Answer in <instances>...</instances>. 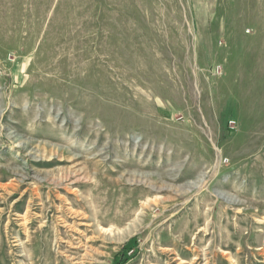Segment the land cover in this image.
<instances>
[{"label": "rangeland", "instance_id": "obj_1", "mask_svg": "<svg viewBox=\"0 0 264 264\" xmlns=\"http://www.w3.org/2000/svg\"><path fill=\"white\" fill-rule=\"evenodd\" d=\"M130 239L264 264V0H0V264Z\"/></svg>", "mask_w": 264, "mask_h": 264}, {"label": "trees", "instance_id": "obj_2", "mask_svg": "<svg viewBox=\"0 0 264 264\" xmlns=\"http://www.w3.org/2000/svg\"><path fill=\"white\" fill-rule=\"evenodd\" d=\"M133 243L134 239H130L123 245L121 251L118 253V255H116L117 264H125L128 260H130V256L128 255V253L130 252V250H132ZM120 256L122 258H120Z\"/></svg>", "mask_w": 264, "mask_h": 264}, {"label": "built area", "instance_id": "obj_3", "mask_svg": "<svg viewBox=\"0 0 264 264\" xmlns=\"http://www.w3.org/2000/svg\"><path fill=\"white\" fill-rule=\"evenodd\" d=\"M230 125H229V128H233V125H234V123L233 122H231V123H229Z\"/></svg>", "mask_w": 264, "mask_h": 264}]
</instances>
